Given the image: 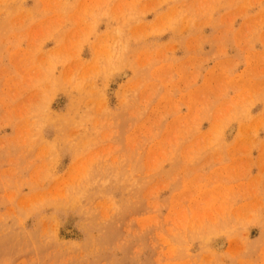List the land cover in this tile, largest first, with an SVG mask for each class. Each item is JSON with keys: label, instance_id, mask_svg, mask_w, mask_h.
I'll list each match as a JSON object with an SVG mask.
<instances>
[{"label": "rangeland", "instance_id": "obj_1", "mask_svg": "<svg viewBox=\"0 0 264 264\" xmlns=\"http://www.w3.org/2000/svg\"><path fill=\"white\" fill-rule=\"evenodd\" d=\"M0 264H264V0H0Z\"/></svg>", "mask_w": 264, "mask_h": 264}, {"label": "bare ground", "instance_id": "obj_2", "mask_svg": "<svg viewBox=\"0 0 264 264\" xmlns=\"http://www.w3.org/2000/svg\"><path fill=\"white\" fill-rule=\"evenodd\" d=\"M214 245L216 246L217 249L220 250V249H222L224 247L225 243H224V241L222 239H220Z\"/></svg>", "mask_w": 264, "mask_h": 264}]
</instances>
